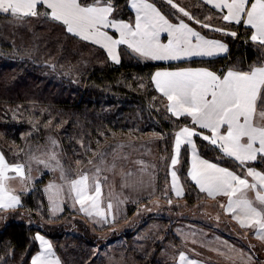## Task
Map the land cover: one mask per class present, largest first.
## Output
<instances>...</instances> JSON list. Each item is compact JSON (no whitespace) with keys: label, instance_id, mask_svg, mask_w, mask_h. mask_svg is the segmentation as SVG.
<instances>
[{"label":"trees","instance_id":"16d2710c","mask_svg":"<svg viewBox=\"0 0 264 264\" xmlns=\"http://www.w3.org/2000/svg\"><path fill=\"white\" fill-rule=\"evenodd\" d=\"M149 1L171 19L188 20L206 33L221 35V32L213 31L214 28L237 32L235 39L228 35L224 38L230 47L227 57L202 62L219 74L230 68L247 71L249 66L264 60V50L258 51L248 39L251 34L248 27L224 22L222 14L200 0H174L194 20L180 15L163 0ZM84 2L92 3V0ZM113 3V17L133 21L129 0H113ZM39 10L43 13L46 8ZM208 17L212 18L207 21L209 28L195 23L196 19L205 22ZM9 18V14H0V149L9 164H22L30 171L27 162L32 161L33 154L57 140L64 158L63 168L68 173L64 179L67 181L75 177L93 156L107 155L109 149L115 148L119 138L114 134L127 136L129 130L166 134L170 130L178 131L184 125L208 134L194 126L190 118H177L167 110V99L157 92L151 79L153 72L165 64L141 62L125 46L120 47V62L116 63L104 49L68 33L62 23L50 17L20 18L16 26L7 22ZM144 119H157L160 124L158 128L153 125L154 129L143 127L139 120ZM135 136L140 143L145 140ZM173 139L167 138L169 151L174 145ZM195 142L202 157L244 175L246 166L224 157L201 136H196ZM180 162L183 164L179 174L186 188L185 199L189 196L187 200L193 202V193L204 197L188 177L187 147L181 151ZM247 166L264 172V163L260 161ZM160 179H167L165 168ZM49 180L64 181L42 171L34 187L22 194L20 207L0 211L5 220L0 228V264H30L31 257L39 251V243L34 240L36 235H43L52 242L63 264H106L103 260L98 262L102 248L121 239L127 244L132 243L133 231L141 223L132 227V232L120 233L114 229L104 236L101 232L105 228L90 225L69 209L52 219L44 189ZM135 207L134 204L128 206L129 216L136 213ZM154 219L157 218L146 216L145 226ZM132 222H128L129 226ZM169 236L170 229L166 242L171 240ZM162 246L163 242H152V246L142 249L144 256L140 255L141 249L135 250L134 256L139 264H161L158 260ZM242 248L252 256V264H264L263 247L244 245Z\"/></svg>","mask_w":264,"mask_h":264},{"label":"snow or ice","instance_id":"6c2138e0","mask_svg":"<svg viewBox=\"0 0 264 264\" xmlns=\"http://www.w3.org/2000/svg\"><path fill=\"white\" fill-rule=\"evenodd\" d=\"M166 2L189 20L195 19L174 0ZM205 3L212 4L214 8L226 9L222 17L224 22L248 26L251 30L248 39L257 46L258 51L264 50V0H205ZM44 6L46 10L41 13L39 9ZM131 6L136 10L134 23L117 20L112 16L115 11L113 0H92V3L84 0H0V13L17 18L41 15L50 17L62 23L68 33L106 49L109 58L116 63H119L116 51L119 45H127L133 53L152 60L213 56L228 50L226 44L219 40L205 39L183 20L179 23L169 22L147 0H132ZM195 22L201 23L199 20ZM202 27L209 28L210 25L202 24ZM107 28L115 29L119 38L114 39L103 31ZM213 31L237 37L235 31L222 28H214ZM161 33L167 34V43L161 42ZM151 79L156 89L167 99V110L173 116L191 117L194 125L209 133L204 135L190 127H182L176 132L175 155L171 157L173 168L179 162L181 145H192V166L188 172L191 180L209 197L226 196V211L233 214V219L241 227L255 228L256 234L264 239V172L247 167L246 177L252 178V182H249L235 171L200 159L195 153L192 139L201 136L204 141L218 148L224 157L238 161L241 166L247 162L264 163V60L249 66L247 71L236 68L221 74L208 69L158 71ZM51 142L53 146L56 145L55 140ZM49 160L59 164L54 153ZM111 167L114 168L115 164ZM9 171L25 178L23 165L10 166L0 154V211L20 205V197L11 194L4 183L9 179ZM171 178L172 187L176 195L180 196L182 193L177 188L175 170L171 171ZM70 187L75 192V202L80 205L81 212L88 216L95 214L105 217L100 207L99 180L93 177L90 185L89 175L84 173L71 180ZM248 191L254 192L255 202L248 198ZM107 209H112L111 202L107 204ZM34 240L40 242L41 250L31 257L30 264H60L58 259L51 258L52 245L43 236L36 235ZM180 258L185 259L183 254ZM189 264L197 262L191 261Z\"/></svg>","mask_w":264,"mask_h":264},{"label":"rangeland","instance_id":"374dc122","mask_svg":"<svg viewBox=\"0 0 264 264\" xmlns=\"http://www.w3.org/2000/svg\"><path fill=\"white\" fill-rule=\"evenodd\" d=\"M163 1H165V3L167 4L166 0ZM176 1L178 2L185 0ZM178 6L181 7L180 5ZM211 19V17H208L205 22L211 21ZM20 20V18H13V16H11V18H9L7 22L9 21L12 23V25L14 24V26H16L17 23L20 22ZM205 22L195 23L198 25H210L209 22ZM139 122L140 124H143V127H148L150 129H154L152 127L153 125L158 128L160 124L157 119H144L143 121L139 120ZM140 130L142 131L143 129ZM176 132V130H170L166 134H143L140 132L138 133L136 131L129 130L126 132L127 136L119 135L120 133L114 134V136L119 138L116 147L113 149H109V151L106 152L108 153L107 155L103 154L101 156H93L90 161H88V163L83 165V167L80 169L79 173L88 167L90 168V166L93 164V162L91 161L92 159H94V163L97 162L99 164L93 170L99 168L100 172L102 171L105 173V165H107L110 169H115L124 167L126 163L131 162V159L129 157L130 153L127 155H123V153H126V151H130L131 148L136 144V146L139 147L140 152L135 151V153L142 157L147 156L146 152L150 148L157 149L158 153L156 155L154 154L155 159H153L155 163H158L156 192L153 196H150L140 202L131 203L132 205H136V213L133 216H129L128 212V216H126L124 219L110 223L104 227H98L91 223L88 219L84 218L82 215L71 210L70 208L66 207V209H69L70 212L84 219L92 226H95L97 228H105L101 232V234H103L104 236H108L109 234H111L112 230L114 229L120 233L132 232L130 230L137 227L141 223V226H139L135 231H133L134 237L132 239L131 244H127L124 239H121L119 241H116L115 244L105 246L104 248H102L101 252L98 253V262H102L103 260V262H106V264H116V262L123 260L124 262L122 261L121 264H139L137 256H134L135 250L137 251L141 249L140 255L144 256L145 251L143 250H146L147 248H149V246H152V242H163V246L161 248V253L159 254L158 260L161 264H175L176 258L179 256L180 252L183 251H193L194 253H196V255L198 254L196 257L205 260L207 259L213 262H218L220 264H252V256L250 255V257L246 253H240L237 249L228 250L225 253L222 252V250H224V232H229L231 233V235L236 234L232 226H230L228 223L224 224V216H222L223 212L217 203H213L205 196L201 197L198 194L196 195L195 193H193V202H189L187 200L189 196L186 199L184 196L181 201L174 199L171 191L172 185L170 181L171 170L173 168V166L171 165V157L173 156L174 145H172L171 147L172 150L169 151L168 144H166V141L167 138H174V143ZM135 135H137L139 138H144L145 140L140 143L139 140L135 138ZM55 141V146H53L52 143H47L45 146L40 148L39 152L33 154L31 162H27L28 166L30 167V171H27L26 179L28 180V183L31 187H34L35 183L40 179L42 171H47L51 173L53 178L56 176L60 181L68 177V173L63 168L64 158L61 157L60 154V143L57 140ZM53 153L56 156V160L59 161V164H57L56 161L49 160V157ZM0 154H3L1 149ZM40 161H44V163H41ZM113 163L115 164L114 168L111 167ZM46 164H48V166H46ZM182 167L183 164L181 162L175 165V168L178 171ZM164 168L167 170V179L162 180L163 178L160 179V175ZM73 178L68 179V181H71ZM180 180L186 195V188L184 186V183L182 182L181 176ZM60 183L64 184L62 182ZM63 189L68 188L65 187ZM49 193L51 194V190H49ZM67 199H69L68 194ZM169 201H171V203H169ZM146 216H153L157 219L147 222L148 224L147 226H145L144 223ZM72 218L73 220H75L76 216ZM129 219H131L130 221L134 222L131 223V226H129L130 223H128L130 221L126 222ZM3 220V216H0V225L2 224ZM2 227L3 226H0V228ZM169 229L171 235L169 237L172 238L170 241L166 242L167 237L169 235ZM233 241L236 243L240 242V240L236 238L233 239ZM199 251H201V253Z\"/></svg>","mask_w":264,"mask_h":264},{"label":"crops","instance_id":"0c3cea01","mask_svg":"<svg viewBox=\"0 0 264 264\" xmlns=\"http://www.w3.org/2000/svg\"><path fill=\"white\" fill-rule=\"evenodd\" d=\"M200 1L203 2L205 5H207L208 7H210L211 9L222 14V16L226 14V11H227L226 9L221 10L219 8H214L212 4L205 3V0H200ZM147 2L154 4L153 2H151L149 0H147ZM131 4H132V0H129V8H130L131 12L133 13L134 18H133V21H131V22L128 20H123L124 22H127V23H134V21H135L136 10L134 8H132ZM154 5L157 7V9L159 11H161V13L163 15H165L166 19H168L169 22L179 23L180 20H183L185 23L189 24V26L194 31L199 32L205 39L219 40L222 43L226 44L227 49H228L227 52H222V53H219V54H216L213 56H184V57H181L179 59L152 60V59H146L144 57L139 56L138 54L133 53L127 47V45H119L116 49L117 54L119 55V62H120V47L125 46L129 49V51L132 53V55L135 56L141 62L162 63V64L166 65L165 67L156 69L153 72L152 76L158 71H160V72H164V71L175 72V71H181V70H185V69H208L210 71H213V72H216L217 74H219L217 71H214L208 65H206L205 62L204 63H202V62L203 61H209V60H216L218 58H225L229 55L230 47H229L228 43L226 42V40L224 39L227 35L220 33L221 35L216 36V35H212L210 33H206L200 27L191 24L188 20H184V19L173 20L166 13H164V11H162L159 6H157L156 4H154ZM44 7L46 8V6H44ZM178 13L183 16V14L180 13L179 11H178ZM117 20H120V19H117ZM229 24H235V23L233 22V23H229ZM235 25H237V24H235ZM239 26L248 27V26L244 25L243 23L239 24ZM103 31H106L108 33V35L113 36L114 39L119 38V33L113 28L103 29ZM226 31H228V30H226ZM70 34H72V33H70ZM72 35H74V34H72ZM74 36H76V35H74ZM76 37L80 38L79 36H76ZM80 39H82V38H80ZM160 39H161L162 43H167V34L161 33ZM86 42L92 43V44L102 48L100 45L95 44L91 41H86ZM193 42H195L194 39H193ZM102 49H104V48H102ZM104 50L106 51V49H104ZM106 53H107V51H106ZM182 63H185V65H179ZM153 85L155 87L154 83H153ZM155 89H156V87H155ZM157 92L160 93L158 90H157ZM160 94L162 95V93H160ZM184 117L190 118V120L192 122L191 117H188V116H181V117H177V118H184ZM192 124H193V122H192ZM194 126L199 128L198 125H194ZM183 127L194 128V127L187 126V125H184ZM203 131L208 132L207 130H203ZM195 137L196 136H194L192 139H193V143L195 144L196 155L200 159L207 160L201 156L199 149H198L196 142H195ZM136 145H134L130 151H126V153L125 152L123 153V155H127L130 153L129 157L131 159V162L126 163V165L124 167L110 169L107 165H105L104 166L105 167V173H106L105 174L102 171L97 172L96 170H93L94 168H96V166L99 163H97V162L94 163V159H92L91 162H93V164L90 166V168L88 167V168L84 169L75 178H73V179H77V178H79L80 175L87 173L89 175V184L90 185L93 183V177H95L97 180H99L100 185H101L100 207L105 212L104 218L98 217L95 214H93L92 216H88L85 213L80 211V205L75 202V192H73L71 190L70 181H68V180L65 182L62 181V183H64V184H61L59 181H55V180H50L45 184L44 189H45V193L47 192V196H48V197L47 196L46 197H47V201H48V205H49L50 216L52 218L59 217L64 213L66 207H68L71 210L82 215L84 218L88 219L94 225H96L98 227H104L110 223L117 222L118 220H122L126 216H128V205L129 204L137 203V202H140V201H142V200H144L150 196H153L154 193L156 192L157 173H158L157 172L158 163H155V161L153 159H155L154 154L156 155L158 153V150L155 148H150L146 152L147 156L142 157V156H139L137 153H135V151L140 152L139 147ZM174 146H175V140H174ZM174 146H173V155H175ZM184 147L188 148V154H189L188 172H189L191 170V166H192L193 147L190 144H182L181 149H180V154H181V151ZM143 156H144V154H143ZM3 157H4V155H3ZM4 159H5V157H4ZM178 159L180 162V155H179ZM207 161H209V160H207ZM5 162L10 166L22 165V164H9L6 161V159H5ZM209 162L214 163L212 161H209ZM252 163L253 162H247V164L244 165V166H246L245 170H244V175H241V176L246 177V168L249 167L247 165H250ZM219 166H221V165H219ZM221 167H223V166H221ZM255 169L257 171H261L257 168H255ZM173 170H175L177 172V177H178L177 188L181 191L182 194L180 196H177L176 191L173 189L172 186H171V191H172L174 199L181 201L185 196V190L182 186L180 176L178 174L179 171L176 170L175 166H174V168H172L171 171H173ZM24 172H25V178L22 179L15 172L9 171L7 173V176L9 177V179L4 181L8 191L11 194L17 195L20 197V205H21L22 194L28 193L32 188L30 186V184L28 183V180L26 179L27 178V171H26L25 167H24ZM238 175H240V174H238ZM246 178L249 180V182H252L251 177H246ZM189 179L191 180L190 177H189ZM170 181H171V185H172L171 176H170ZM192 182L195 184L194 181H192ZM50 186H53V187H50ZM195 186L199 190V187L196 184H195ZM65 187L68 189H63ZM49 190H51V194L49 193ZM66 193L68 194L69 199H67ZM202 193L210 201H212L213 203H217L219 205V207L221 208V210L223 212L222 216H224L223 217L224 222H225L224 224L228 223L235 230L236 235H231V233H229V232H224V238H223L224 239V250H222V252L225 253L228 250L237 249L240 253H244V254L246 253L250 256V254L247 253V251H244V249L242 248L244 245H247V246L256 245L260 249L262 247L264 248V239H262L259 235L256 234L255 228L241 227L240 224L237 222V220L233 219V214L226 211V206H227V202H228V198L226 196L216 195L215 197H209L207 195V193H204V192H202ZM247 196L249 199H251L255 202V194L253 191H248ZM109 202L112 203V209L110 211L107 209V204ZM20 205L14 207L12 209H8V210L17 209L18 207H20ZM221 205H224V207H221ZM4 222H5V220L2 221V224L0 226H3ZM41 236H43V235H41ZM44 238H45V240H47L52 245L51 258L58 259L60 261V264H63L61 258L56 253V250H55L52 242L48 238H46V237H44ZM235 238L240 240V242L237 243L238 245L236 244V242L233 241V239H235ZM38 243H39V251H40L41 250L40 242L38 241ZM199 252L201 253V251H199ZM181 254L184 255V257H185L184 260H181V258H180ZM197 255L193 251L192 252L191 251L180 252L179 256L176 258L175 264H189V262H191V261H195V262H197V264H220L218 262H213V261H209L207 259L205 260V259L196 257ZM252 260H253V258H252ZM241 264H246V263H241Z\"/></svg>","mask_w":264,"mask_h":264}]
</instances>
